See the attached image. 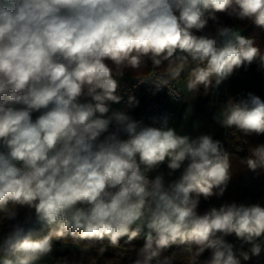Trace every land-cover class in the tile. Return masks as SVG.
I'll return each mask as SVG.
<instances>
[{"label": "clouds", "instance_id": "9594fccd", "mask_svg": "<svg viewBox=\"0 0 264 264\" xmlns=\"http://www.w3.org/2000/svg\"><path fill=\"white\" fill-rule=\"evenodd\" d=\"M215 13L264 28V0H0V214L14 219L17 207H28L49 227L34 238L14 226L0 237V264H39L69 235L116 247L143 233L132 264H173L164 255L173 245L191 264L205 251L202 264L261 254L264 206L231 202L198 212L200 197L223 195L231 177L219 140L178 134L166 119L141 126L111 108L123 99L124 69L146 61L190 68V92L219 86L253 62L264 67V52L232 27L196 34ZM136 103L129 95V106ZM219 122L245 137L264 135V99H229ZM164 164L170 174L182 169L179 178H150ZM246 165L264 170V144L250 148ZM232 234L251 244V256L237 254L225 239Z\"/></svg>", "mask_w": 264, "mask_h": 264}, {"label": "trees", "instance_id": "16d2710c", "mask_svg": "<svg viewBox=\"0 0 264 264\" xmlns=\"http://www.w3.org/2000/svg\"><path fill=\"white\" fill-rule=\"evenodd\" d=\"M215 16V20L208 19L207 26L196 34L215 36L218 27L236 23L241 29V35L253 39L255 44L264 52V28L257 27L249 20H240L227 13H215ZM153 68L165 71L169 76L177 80H184L190 74V68H182L178 62L169 63L165 61L159 66H154L151 61H146L139 69H124L123 75L120 77V83H127L136 77L147 74ZM175 72H179V75L173 76L172 74ZM248 93H253L264 99V67H261L259 61L236 69L219 86L211 87L210 94L204 101L205 104L211 103L215 105L214 111L218 113V119L215 134L212 138L219 140L224 151L230 154L232 167L231 177L223 195H213L207 199L200 197L198 206L200 214L212 207L219 208L231 202L259 203L264 206V170L252 171L246 165V158L249 155L250 148L258 144H264V135L245 137L235 129L223 127L219 122L220 113L229 99L238 101L246 98ZM151 94L152 90L150 89L144 92L138 102L139 108L143 106ZM30 210L28 207H17V214L14 219H8L3 214H0V237H3L14 226H17V218ZM48 231L49 227L44 226L32 232L34 238H39L46 235ZM225 239L234 245L237 254L240 250H243L248 251L251 256V244L237 239L234 234L225 237ZM53 243L68 245L69 247L66 246L67 249L64 248L52 254L46 264H132L136 250L145 243V236L141 234L130 242L127 237L121 238L119 245L116 247L111 246L107 240H78L70 235L61 240H54ZM255 243L261 244V254L259 256H251L248 261L242 260V264H264V236L258 238ZM164 255L172 256L173 264H191L192 257L182 246L173 245L165 250ZM209 255L210 253L205 251L199 258L201 264Z\"/></svg>", "mask_w": 264, "mask_h": 264}, {"label": "built area", "instance_id": "2783aa9c", "mask_svg": "<svg viewBox=\"0 0 264 264\" xmlns=\"http://www.w3.org/2000/svg\"><path fill=\"white\" fill-rule=\"evenodd\" d=\"M160 80L166 82V86L159 89L155 87L150 81L141 83V80ZM152 90L151 96L146 100L141 108H139L138 102L142 98L143 94L147 90ZM169 90L174 96L169 94ZM118 93L123 97L119 104H112L113 111H124L133 120L140 122L141 126H153L160 127L166 119L167 125L172 119V111L166 106L165 101L170 100L174 103H179L182 100V90L179 80L169 76V74L160 69L153 68L147 74L136 77L135 79L127 82L120 83ZM132 95L135 97L137 103L129 106L128 97ZM137 111V112H136ZM122 138H127L125 134H122ZM150 178H154L156 175H160L157 172L149 174ZM165 184L169 183L164 178Z\"/></svg>", "mask_w": 264, "mask_h": 264}, {"label": "crops", "instance_id": "0c3cea01", "mask_svg": "<svg viewBox=\"0 0 264 264\" xmlns=\"http://www.w3.org/2000/svg\"><path fill=\"white\" fill-rule=\"evenodd\" d=\"M190 75L184 79L179 80L182 90V100L179 103H174L170 100H166V106L172 111L173 115H178L180 123L175 128L176 132L181 135H188L192 138L200 135H210L213 137L216 130V123L218 119V113L214 111L215 105L211 103H204L208 98L211 87L205 91L203 86H200L197 91L190 92L187 88V82ZM168 126H171L169 122ZM158 174L162 175L169 183L178 179L181 175L182 169L175 172H171L167 168V165H161L157 170ZM142 235H144L142 233ZM145 236V235H144ZM64 249L63 245L53 243L52 251L44 257L39 264H46L50 256ZM47 260V261H45Z\"/></svg>", "mask_w": 264, "mask_h": 264}, {"label": "rangeland", "instance_id": "374dc122", "mask_svg": "<svg viewBox=\"0 0 264 264\" xmlns=\"http://www.w3.org/2000/svg\"><path fill=\"white\" fill-rule=\"evenodd\" d=\"M228 27H232V28L238 30L240 32V34H241V29L238 26V24L231 23V24L228 25ZM170 123H171L170 127L175 129L180 123L179 116L178 115L172 116V119H171ZM17 223H18V226L23 227L26 231L29 230V229L34 231V230L40 229V228L45 226V225L38 224L36 222L34 209H31L26 214L20 215L17 218ZM63 246H64L65 249H67L66 246L69 247L68 245H63ZM45 261H47V260H45ZM48 261H49V259H48ZM48 261L46 263H48Z\"/></svg>", "mask_w": 264, "mask_h": 264}]
</instances>
